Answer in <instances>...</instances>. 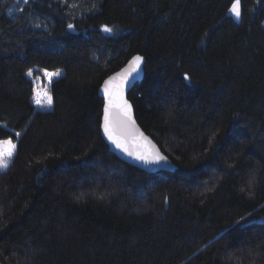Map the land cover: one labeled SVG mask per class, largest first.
<instances>
[{
  "label": "trees",
  "instance_id": "1",
  "mask_svg": "<svg viewBox=\"0 0 264 264\" xmlns=\"http://www.w3.org/2000/svg\"><path fill=\"white\" fill-rule=\"evenodd\" d=\"M233 2L0 0V264H264V0ZM135 54L127 98L174 171L99 134L98 88Z\"/></svg>",
  "mask_w": 264,
  "mask_h": 264
},
{
  "label": "snow or ice",
  "instance_id": "2",
  "mask_svg": "<svg viewBox=\"0 0 264 264\" xmlns=\"http://www.w3.org/2000/svg\"><path fill=\"white\" fill-rule=\"evenodd\" d=\"M239 0H234L229 11L239 19L241 12L239 10ZM69 29L73 26L68 25ZM104 31L111 32L112 29L105 26ZM142 57L137 55L133 56L128 62L122 72L116 73L115 76L110 77L104 81V116L101 127L107 139L115 145L116 148L124 151L127 155L134 157L137 160L148 162L150 157H154L153 162L164 161L166 158L161 156L158 152H152L149 147L139 143L136 139L135 123L132 119V109L129 102L124 97V89L130 86L135 76L139 73ZM45 76L51 80L58 72H47ZM28 75H32L31 69ZM185 80H189L188 74L184 75ZM34 102L39 106H44L41 94L34 89ZM47 100V105L50 106L51 98L44 94ZM19 135V133H17ZM146 139V138H145ZM15 145L11 140L0 141V169H5L8 166L9 160L15 149Z\"/></svg>",
  "mask_w": 264,
  "mask_h": 264
},
{
  "label": "water",
  "instance_id": "3",
  "mask_svg": "<svg viewBox=\"0 0 264 264\" xmlns=\"http://www.w3.org/2000/svg\"><path fill=\"white\" fill-rule=\"evenodd\" d=\"M138 54L132 55L130 58H128L126 60V62L124 63V65L114 71L113 73L109 74L100 84L99 88H98V93L100 95V97L103 99V106H102V112H101V117H100V125H99V134L101 136V138L105 141V143L107 144L108 150L113 153L118 159H120L121 161L128 163L130 165H133L141 170H143L144 172L147 173H153V172H158V171H174L175 169V165L172 163V161L166 156L164 155L160 149L158 148V146L156 145V143L140 128V126L138 125V123L135 120L134 114H133V108L132 105L130 103V101L127 98V94L129 92L130 89H132V87L134 86V84L142 78L143 76V65H144V58L142 59V62L140 64V70L139 73L135 76V79L132 81L130 86L125 87L124 89V97L125 99L129 102V104L131 105V109H132V119L135 123V128H136V139L137 141H139V143L145 145V147H149V150L152 152H158L161 156H164L166 159L164 161H159V162H153L154 157H150L148 162H144L141 160H137L132 156L127 155L124 151H121L120 149L116 148L114 144H112L107 137L104 135L103 129L101 127V124L103 122V116H104V93H103V86H104V81L109 79L110 77H113L116 75V73L122 72L126 67H128V62L132 59L133 56H137ZM140 56V55H139ZM146 138V139H145Z\"/></svg>",
  "mask_w": 264,
  "mask_h": 264
},
{
  "label": "rangeland",
  "instance_id": "4",
  "mask_svg": "<svg viewBox=\"0 0 264 264\" xmlns=\"http://www.w3.org/2000/svg\"><path fill=\"white\" fill-rule=\"evenodd\" d=\"M7 1L9 2L10 6H11L9 8L10 14H12V13H14L16 11H19L22 8V6H23V4L25 2V0H7ZM44 73H45L44 71H41V74L37 75V76H34L32 78V81H33L34 89L36 90V92H39L41 94V99L43 100V103L46 105L47 104V100L43 99V98H44V94H45V91H46L45 88H46V85L48 83L49 78L47 76H45ZM42 77L45 79L44 80L45 82L42 81ZM33 96H34V94H33ZM33 102H34V99H33ZM3 141H5V140H3ZM12 143L14 144V142H12Z\"/></svg>",
  "mask_w": 264,
  "mask_h": 264
}]
</instances>
